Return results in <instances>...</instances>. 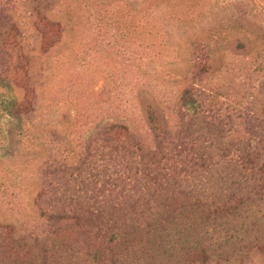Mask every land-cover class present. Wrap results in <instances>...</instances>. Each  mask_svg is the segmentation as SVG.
<instances>
[{
  "label": "trees",
  "instance_id": "1",
  "mask_svg": "<svg viewBox=\"0 0 264 264\" xmlns=\"http://www.w3.org/2000/svg\"><path fill=\"white\" fill-rule=\"evenodd\" d=\"M13 1L0 0V45L10 35L19 48L26 40L16 6L35 19L38 35L50 31L58 38L61 21L72 19V10L55 13L58 0ZM93 1L84 6L92 10ZM237 8V15L218 20L214 38L189 41L191 82L177 94L173 119L148 107L151 146L122 123L107 124L87 145L68 144L66 126L32 122L38 70L28 65L17 78L0 57V81L11 80L22 92L11 104L19 134L8 141L20 145L8 156L15 160L8 174L34 170L28 181L5 185L11 193L8 203L0 202V264H264V77L262 98L240 107L234 121L226 117L235 128L226 129L220 113L205 107L212 99L206 93L213 55L243 56L247 36L264 44V29L246 24L255 12L242 3ZM243 66L228 74L243 73ZM118 135L132 151L116 145L111 156L102 144L120 143ZM99 147L112 157L104 168Z\"/></svg>",
  "mask_w": 264,
  "mask_h": 264
},
{
  "label": "rangeland",
  "instance_id": "2",
  "mask_svg": "<svg viewBox=\"0 0 264 264\" xmlns=\"http://www.w3.org/2000/svg\"><path fill=\"white\" fill-rule=\"evenodd\" d=\"M58 1L56 14L63 16L72 10V19L68 23L61 21L63 30L59 39L52 37L50 31L46 36L38 35L33 28L35 19L28 18L23 8L16 6L15 19L25 24L22 30L27 29L26 40L19 48L14 36L4 38L6 45H0V57L3 69L15 72L17 78L23 76L28 65L38 70L41 76L35 85L38 108L32 122L43 119L41 122L48 125L57 123L62 129L66 126L68 144L74 141L87 145L107 124L122 123L131 134L139 135L145 145L151 146L153 137L146 122L148 107L163 118L173 119L177 94L191 82L189 41L214 38L219 32L218 20L226 14L237 15L235 11L241 3L257 15L252 21L249 15L245 17L246 24L252 26L250 29H264V0H123L113 5L112 1L107 5L94 0L92 10L84 6L86 0ZM18 2L21 0L13 1ZM212 16L217 19L214 23ZM251 40L246 37V48L239 51L243 55L239 58H222V53L212 57L215 71L207 85L211 90L206 93L212 99L205 107L209 113H220L224 123H229L226 129L235 128L237 122L230 124L240 107L262 98L259 83L264 77V44ZM241 64L245 74H228ZM224 65L230 69L220 72ZM14 66L20 69L14 70ZM0 87V197L3 194L0 202L8 203L11 190L5 185L28 181L34 170L30 175L28 171L15 177L8 174L10 162H15L8 156L20 145L19 139L16 145L8 141L9 136L19 134L11 104L16 97H22V92L11 80L0 81ZM228 116L233 121L226 119ZM117 138L120 143L102 144L111 156H115L116 145L131 149L128 139L121 135ZM98 153L104 158L100 164L104 168L112 157L104 154V148L99 147ZM19 155L23 157V152Z\"/></svg>",
  "mask_w": 264,
  "mask_h": 264
}]
</instances>
